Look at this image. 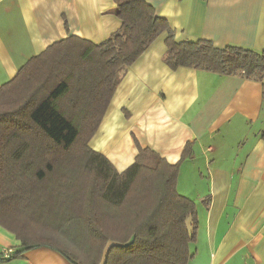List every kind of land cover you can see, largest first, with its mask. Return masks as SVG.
Returning <instances> with one entry per match:
<instances>
[{
  "label": "trees",
  "instance_id": "obj_1",
  "mask_svg": "<svg viewBox=\"0 0 264 264\" xmlns=\"http://www.w3.org/2000/svg\"><path fill=\"white\" fill-rule=\"evenodd\" d=\"M115 2L121 25L109 38L57 41L0 86V226L21 242L0 254L2 261L40 246L72 264L192 258L197 212L176 190L179 164L135 143L134 162L118 172L88 142L126 69L160 33H167L163 60L171 69L261 81L264 50L176 41L169 22L144 0Z\"/></svg>",
  "mask_w": 264,
  "mask_h": 264
},
{
  "label": "crops",
  "instance_id": "obj_2",
  "mask_svg": "<svg viewBox=\"0 0 264 264\" xmlns=\"http://www.w3.org/2000/svg\"><path fill=\"white\" fill-rule=\"evenodd\" d=\"M176 41L264 50V0H144ZM115 0H0V86L51 44H98L116 32ZM160 33L126 69L88 145L124 171L149 148L179 164L177 192L192 200L197 234L187 264H264V75L178 67ZM188 147L186 153L185 148ZM184 153V155H183ZM21 248L0 226V254ZM0 264H72L35 247Z\"/></svg>",
  "mask_w": 264,
  "mask_h": 264
},
{
  "label": "built area",
  "instance_id": "obj_3",
  "mask_svg": "<svg viewBox=\"0 0 264 264\" xmlns=\"http://www.w3.org/2000/svg\"><path fill=\"white\" fill-rule=\"evenodd\" d=\"M9 253H10V251H9V250H5V251H3V253H2V254H3V256H4V257H6V256H8V254H9Z\"/></svg>",
  "mask_w": 264,
  "mask_h": 264
},
{
  "label": "rangeland",
  "instance_id": "obj_4",
  "mask_svg": "<svg viewBox=\"0 0 264 264\" xmlns=\"http://www.w3.org/2000/svg\"><path fill=\"white\" fill-rule=\"evenodd\" d=\"M187 223H189V221H187Z\"/></svg>",
  "mask_w": 264,
  "mask_h": 264
}]
</instances>
